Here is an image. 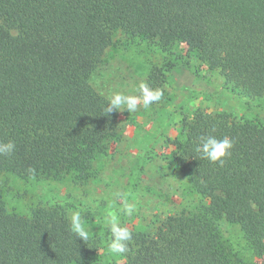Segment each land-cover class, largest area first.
Instances as JSON below:
<instances>
[{
  "label": "trees",
  "instance_id": "obj_1",
  "mask_svg": "<svg viewBox=\"0 0 264 264\" xmlns=\"http://www.w3.org/2000/svg\"><path fill=\"white\" fill-rule=\"evenodd\" d=\"M119 31L162 50L185 44L231 92L264 96V0H0V142L16 144L0 173L92 177L97 153L119 135L117 110L105 115L92 79ZM146 83L161 88L162 71ZM184 126L175 162L208 204L130 230L126 264H264V125L199 110ZM209 135L235 141L223 167L195 151ZM70 221L59 201L21 214L0 194V264H119L103 260L109 228L102 246L76 238ZM221 221L240 226L254 259L225 242Z\"/></svg>",
  "mask_w": 264,
  "mask_h": 264
},
{
  "label": "rangeland",
  "instance_id": "obj_2",
  "mask_svg": "<svg viewBox=\"0 0 264 264\" xmlns=\"http://www.w3.org/2000/svg\"><path fill=\"white\" fill-rule=\"evenodd\" d=\"M115 40L92 78L96 90L107 98L114 92L140 96V82H147L159 69L164 79L162 99L149 109H144L141 102L134 113L117 110L119 135L107 140L105 148L97 153L92 177L84 183L69 176L23 178L0 173V194L9 210L26 214L38 204L59 201L65 204L70 220L74 212L82 213L90 235L98 237L102 246L107 244L105 218L109 211L116 212L129 230L142 231L151 230L167 216L193 214L208 204L175 162L185 119L205 110L227 113L238 122L264 125V96L231 92L220 72L208 69L185 44L162 50L121 31ZM118 191L127 193L128 202L136 204L131 216L122 213L123 202L115 195ZM220 226L233 250L245 260L254 259L240 226L229 221H221ZM103 260L119 264L127 261L124 255L110 252H104Z\"/></svg>",
  "mask_w": 264,
  "mask_h": 264
},
{
  "label": "clouds",
  "instance_id": "obj_3",
  "mask_svg": "<svg viewBox=\"0 0 264 264\" xmlns=\"http://www.w3.org/2000/svg\"><path fill=\"white\" fill-rule=\"evenodd\" d=\"M9 35L15 38L19 33L9 30ZM140 96L127 95L122 92H114L108 98V103L103 109L105 115H110L116 110L129 113L137 111L138 105L142 102L144 109H149L153 103L159 102L163 97V91L160 88L153 89L146 82L139 84ZM235 147V141L227 136L217 139L215 136H202L198 139L195 151L200 154L202 159H207L213 164L223 167L232 155V149ZM16 149L15 142H0V156H10ZM29 172L35 169H28ZM116 197L122 200V213L131 216L136 210L135 203H129L127 193L116 192ZM71 232L76 238L87 241L90 236V230L85 224V219L80 211H76L71 216ZM106 226L112 233L113 239L109 244L108 251L112 254L124 255L130 251L129 243L133 239V234L129 228L122 226L120 216L116 212L109 211L105 218Z\"/></svg>",
  "mask_w": 264,
  "mask_h": 264
}]
</instances>
